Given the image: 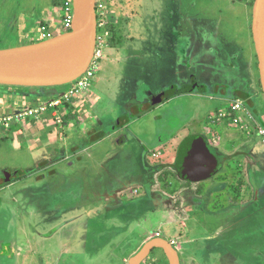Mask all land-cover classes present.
I'll list each match as a JSON object with an SVG mask.
<instances>
[{
	"label": "rangeland",
	"instance_id": "374dc122",
	"mask_svg": "<svg viewBox=\"0 0 264 264\" xmlns=\"http://www.w3.org/2000/svg\"><path fill=\"white\" fill-rule=\"evenodd\" d=\"M39 1L45 7L31 6ZM101 2L104 13L108 12L117 19V27L106 14L104 21L107 22L109 39L102 49V59L88 89L80 98L73 100V103L79 100L77 105L73 106L71 101L62 105L57 117L48 113L12 121L7 128L0 125V180L3 178V184H0V243L10 237L25 241V228L33 243L32 264H73V261L75 264H123L122 257L128 254V245L133 238L153 235L160 228L164 240H177L180 264H189L191 252L187 248L189 245L184 244L187 236L182 235L180 230V225L191 227L190 220L183 221L186 216L183 206L188 204L185 197H192L188 195L187 188L209 190L212 195L205 206L214 211L222 207L218 203L211 205L216 199L228 195L231 201L230 194L242 193L250 188L252 180V187L259 188L258 201L238 211L236 217L242 219L239 233L234 234V247L228 243L227 248L230 247L233 254L239 250V254L233 255L231 264H264V158L261 163L255 158H247L253 153L251 147H248L249 150L241 147L242 142L248 146L256 144L255 152L264 155V146L259 145L263 141L252 126L249 128L251 136H248L227 124L228 121H217L214 117L234 99L232 94L235 89L251 96L249 99L260 114L257 118L264 124V99L260 82L255 76L258 70L255 71L257 62L251 31L253 0H127V9L124 8L120 14L116 12L124 5L123 1ZM53 5L51 0H0V50L40 42L39 22L45 17L40 11L48 14L56 12L53 14L56 18L54 29L58 30L60 15L57 0ZM125 12L132 17L126 19ZM21 16L23 23L19 21ZM49 22L51 24L50 19ZM104 29H100L101 35ZM118 41L119 46L115 47ZM174 60L177 63L175 67ZM187 65L192 72L195 71L198 82L207 84L211 91L215 82H225L228 86L226 95L204 98L199 91L193 90L190 93L199 97L184 93L168 104L156 108L152 106L134 116L133 110L148 103L150 94L157 95L170 82L180 84L187 80ZM198 67L201 70L198 71ZM71 85L51 89L0 86V115L15 114L18 109L50 102ZM28 93H45L46 97L41 102L31 99L29 106ZM244 118L243 124L246 125L248 122ZM47 119L50 120L45 122L46 125L40 123ZM126 120L131 122L129 127L119 129L128 138L126 143L119 142L117 145L115 135L111 136L113 127L117 124L123 127L128 122ZM93 132L104 133V137L108 138L95 145L100 138L95 135L98 139L89 142ZM197 134L212 138L213 144L219 142L216 149L226 159L216 174L206 181L188 184L177 173L176 155L182 140ZM40 135L47 136L45 140H50L52 146L59 144L61 151L58 156L64 155V142L65 147L74 144L73 151L79 145L80 152L68 154L66 151V163H50L43 167L47 162L40 164V160L48 154V144L36 143L31 150L25 140H35ZM68 138L70 140L65 141ZM75 138L78 141H71ZM52 139L54 142H51ZM152 153L156 156L152 157ZM154 166L156 170L146 182L152 185L153 190L163 192L165 188L170 189L167 194L175 197L176 205L183 210L178 216L173 214L171 200L164 196L166 210L161 208V212L167 211V218L147 212L152 201L144 199L146 186L145 182L140 183L139 176L143 170L147 174ZM249 167L252 168L251 174L247 172ZM8 179L18 180L7 187L10 184ZM104 185L112 186L117 192L125 190L114 201L116 205L109 204L110 208L124 206L125 218L127 214L134 219L145 214V218L140 220V228L114 245L106 243L111 231H105L109 227L97 224H102L101 219L98 221L99 217L94 216L89 221L81 217L80 211L75 212L79 206L85 207L88 212L90 205H97L93 191ZM207 199L208 195H205ZM54 205L58 211L51 216L47 208H54ZM250 210L252 215L255 211V216L249 214ZM59 212L63 213L58 215ZM68 212L70 218H74L75 227L62 221L64 215H70ZM40 213L49 218V226L44 233L41 232L43 225L36 221ZM101 214L107 215L106 212ZM21 219L27 221L24 227ZM161 221L163 225L160 226ZM202 245V251L191 248L199 255L198 258L208 260V264H230L228 259L231 255L225 254L224 246L217 244L216 240L203 242ZM255 245L257 252H253ZM95 250L98 253L94 258L89 259L83 254L86 251L94 253ZM77 253L81 256L75 260L72 257ZM150 257L165 263L160 250H154ZM12 261H8L0 251V264H14Z\"/></svg>",
	"mask_w": 264,
	"mask_h": 264
},
{
	"label": "crops",
	"instance_id": "0c3cea01",
	"mask_svg": "<svg viewBox=\"0 0 264 264\" xmlns=\"http://www.w3.org/2000/svg\"><path fill=\"white\" fill-rule=\"evenodd\" d=\"M54 1L55 0H51L52 6H54L53 5V2ZM122 1H123V4L124 5L123 6L121 5V7H120L121 9L120 10L119 9L117 10V12H116L117 14L122 13V11H123L124 8L127 9V4L129 2H127V0H121V2ZM31 6H33L34 8H36V7L38 8L39 6L45 7V4H42L39 1V2H33V4H31ZM40 12H41V16H45L44 18H42V20L49 22V19H50V21H51V24L50 25H52V26L55 27V24L56 23H54V22H55L56 18L54 17L53 14H55L56 12H54L52 14L51 13L48 14L46 11L45 12L40 11ZM46 14H48V15H46ZM106 14L108 15V12H106ZM108 16L111 18L112 24L117 27V25H116L117 24V21H116L117 19H115L113 17V15L110 14V13H109ZM124 16H125L126 19H130L132 17L131 14L130 13H127V12H125V15ZM20 19L21 20H19V21L23 23V21H22L23 17L22 16H21ZM119 42L120 41H118V43H117V45H115V47L119 46ZM34 43L35 42H31V43H28L26 45L34 44ZM112 46L113 45L108 46V47L111 48ZM255 59H256V62H257V58H255ZM173 64H174L173 65L174 67H175V65H177V63H176L175 60H174V63ZM197 70L198 71L201 70L200 67H198ZM256 70L257 69L255 68V71ZM186 71L188 72V78H189V75L192 72L189 65H187ZM257 74H258V72H257ZM257 74L255 76H257V80H259V75H257ZM186 83H187V81L186 82H181L180 84H178L177 81L175 83L174 82H170L166 86V89H164L161 92H158L157 95H151L150 94L147 97V100L150 99V97H157L159 99L160 96H162L163 94H165L168 91H170L171 88H173V87H176L177 88V86L178 87H181L182 85H184ZM197 83L201 87L200 88L201 89V92L199 94H201L202 96L204 95L203 96L204 98L205 97L216 98V97H212L213 96V93H214V91L216 89V87L217 86L226 85L225 82L224 83L215 82L212 85V91H211V89L209 90L208 86H206L207 84H205V83H199V82H197ZM203 88H204V91H202ZM233 90H235V89H233ZM49 91H51V90H49ZM187 94H192V93H187ZM181 95H183V94H181ZM192 96H194L196 98L199 97V96H197L195 94H192ZM26 97H28V100L27 101H28V104H30L29 106H31V99L40 101L43 97H46V94L45 93H43V94H40V93H38V94L28 93ZM80 97H78V98H80ZM90 97H88L89 101H90ZM175 97H178V95H174V96L168 98L167 100H165L163 102H160L159 104L153 106V108H156L158 105L168 104L171 100L176 99ZM76 99L77 98H75L73 100H76ZM73 100L71 101V104L73 106H76L77 105V102L79 100L75 101L76 103L75 102L73 103ZM1 110H0V113H2ZM49 120L48 119L46 121L43 120V122L40 121V123L42 125H46V123ZM126 121H128V122L126 124H123V127L121 126L119 128H121V129L128 128L129 125L131 124V122L129 120H126ZM227 124H229L233 128H238L239 129L238 130L239 132L241 130L246 135L251 136V134L250 133L247 134L246 130L245 129H242L240 125L239 126H234V125H232L229 122H227ZM49 126H51V125L49 124ZM119 128H117L114 131H112V135H111V136L115 135V137H116L115 138V144H117V145H118L119 142L126 143V139L128 138V136L125 135V133L122 132ZM41 129H43V128H40V130ZM94 132H96V131L94 130ZM94 132H93L92 135H94V136L96 135V137L99 136V138H100L98 141H96L95 145L99 144V141L102 142V141H104V140H106L108 138V136H105L104 137V133H97V134H95ZM42 134H43V132H42ZM199 135L203 136L205 138V140L207 141V143L209 144V146L213 150H215L218 154H220L219 151L216 149L217 146L219 145V142L217 144H213L212 138L210 139L207 135H202V134H199ZM193 136H196V135H193ZM14 137L16 139H18V137H16V136H14ZM45 137H47V136L40 135L39 138H37L35 140H33V138H30V139H26L25 138L26 143L28 144V146H29V148L31 150H33L34 145L36 143L37 144H40L41 143V145L42 144L43 145L48 144V146H49L48 151L49 152H48V154L44 155V157H43L42 160H40V164L43 163V162H47V164L42 165L43 167H45V166H48V164L50 165V163L53 164V165H55V163H57V162H59V163L60 162H65L66 163L68 161L67 158L65 157L66 151L69 154V150L72 149V148H74L73 147L74 144H71V145L69 144L68 146L65 147V142H64V146H63L64 155H59L60 156L59 157L58 156V153L61 151V148L58 147L59 144L57 146H52V145H50L51 144L50 143V140H47L46 141L45 140L46 139ZM187 137H189V136H187ZM21 139H19V140H21ZM69 140L70 139L68 138L65 141H69ZM71 141H74V142L75 141H78V138H75L74 140H71ZM23 142H24V140L21 142V144ZM51 142H54V140L52 139ZM182 142H183V140H182ZM182 142L180 144H182ZM71 143H73V142H71ZM246 145L247 144H245V142H242L241 147H247V148L248 147H251V151H253L252 154H255V155H252L251 154L252 156L251 155L249 156L247 154L249 156L247 158H250V159L255 158L257 160V162L261 163V159L263 161L264 155L257 154L255 152L258 146L256 147V144H254L255 146L254 145H252V146H248L247 145L246 146ZM259 145L260 146L261 145L264 146V143L263 142L262 143L260 142ZM125 146H129V145H125ZM241 147H239V148H241ZM248 150H249V148H248ZM79 152H80V150H79V145H78V148L76 149V151L72 152L71 154H78ZM152 154H154V153H152ZM220 155H223V154H220ZM153 156H156V155L154 154V155H152V157ZM51 157L53 159H50ZM251 169L252 168L249 167L248 170H247V172L250 173V174H251V172H250ZM155 170H156L155 169V166L154 167H150V170H148V173L147 174L143 170L140 173V176H139L140 177V181H141L140 183H142V182L144 183L145 182L144 185L146 186V192H145V195L143 196L144 199H146V200L149 199L150 201H152L151 207L149 208V211H147V212H151L152 215H159L163 219L167 218V215H166L167 214L166 213L167 211L164 212L163 214L161 212V208L162 209L164 208V204H165L164 202L166 201L165 199L167 198V199L171 200V202H172L173 214L175 216H178L179 212H181L183 210L182 209H179L178 206L176 205L177 204L176 198L173 197L171 194L170 195L167 194L168 190H170V189L165 188V190L163 192H161L160 189L159 190H157V189L156 190H153V189H151L152 188V185L150 183L146 182L147 179H149V176L151 177V175L154 174L153 171H155ZM238 171H240V170H238ZM25 173H27V172H25ZM25 173L23 175H25ZM27 176H29V173H27ZM17 180L18 179H16V180L14 179L13 181H10V184H8L7 187H11L13 184H16L15 181H17ZM204 181H206V180H204ZM251 182H252V180L250 181V188H247V189L243 190L242 193L239 192V193H236L235 194L233 192L232 194H230L229 197H231V201L228 200V195H225L223 199H220V200L219 199H216V202L215 203H212L211 205L218 203L219 205L222 204V207H219L218 209H215L214 211L213 210H209L207 208V206H205V205H208V202H210L208 200H209L210 196L212 195V194H210L209 190H203V189L196 188V187L187 188V191L189 192L188 195L189 196L192 195V197H188V198L185 197V199H186L185 201L188 204L185 205V207L183 206V208L185 209L184 211L186 213V216L184 217L183 221L186 220L187 222H189V220H190L191 221V224H190L191 227H192V225H194V227H193V229H191V227L190 228L188 227L189 228L188 229V228H185V224H184V226L183 225H180L181 226L180 230L182 232L181 233L182 235L183 234H186V236H187L186 237V240L184 241V244H188L189 245L187 248L191 252L189 264H208L206 262L208 260H205L204 258H202V260H201V258H198L199 255L193 253L191 251V248H192L193 251L194 250L196 251L197 249H201V251H202V246H203L202 243L203 242H207V241H211V240H216L217 241V244L224 246V253L225 254H228L229 256L231 255L230 259H228V260H230V261H228V262H230V264L232 263V257H233V255L234 254H237V253L239 254V250H235L236 252L234 254L231 253L230 247L227 248V245H228V243H230L231 244V247H234V245H233V240L235 239L234 238V234L239 233L238 230H239V227H240V224H241V220L242 219L236 217L237 214H238V211H241V209H244V207H246V205L251 206L252 203L253 204H256L257 201H258L259 188L258 187H252ZM194 184H197V183H194ZM165 186H166V184H165ZM116 190L117 189L113 188L112 186H108V185L100 186L98 189L95 188V190L93 191L94 192V196L93 197L97 201L98 204L97 205H93V206L90 205V210L88 212H87V209L84 210L85 207H82V206L81 207L79 206V209H77V211H75V212H79L80 211L81 217L83 218V216H84L89 221H91L93 219L92 217H94V216L99 217V220L98 221H100V219H101V223L102 224H99V223H97V224L98 225H104L105 227H109L105 231H108V230L111 231L110 232L111 233V236L108 239H106V243L113 244V245H114L115 242H117V241H120L121 242L125 237L128 238L130 235H132L131 233H133V231L135 229L140 228V226H139L140 225V222H141L140 220H143L145 218V214L139 216V218H137V219L130 218V216H128V214H127V218H125L124 215H123V209H122L124 206H121V205H117L118 207L116 206V207H111L110 208L109 204L110 203H113V205H116V204H114V201L119 196H121V194L125 191V190H122L121 189L120 191L117 192ZM157 194H160L161 197L160 196H157ZM205 195H208V199L207 200H205ZM162 196H164L166 198H162ZM251 199H252V202L249 203V201ZM191 200H192V202H191ZM247 200H248V202H247ZM119 204H121V203L119 202ZM53 207L54 208H50V209L47 208V211L51 214V216L52 215H55V212L58 211V210L55 209V207H56L55 205ZM75 208H77V207H75ZM164 210H166V209L164 208ZM32 212L36 213L35 210H33ZM69 212L67 214H70ZM72 212H74V210ZM102 212H106L107 215L106 214H101ZM60 213H63V212H59L58 215ZM250 213H251V216H255V211H253V215H252V211L251 210L249 211V214ZM70 216H71V214L69 216H67V217L64 215L62 221L64 223H70L71 226H74L75 227V222H73L74 218H70ZM246 218H248V216ZM21 220H22L21 221L22 222V227H24L26 225L25 223L27 221L26 220H23V219H21ZM36 221L39 222V224L43 225L42 228L39 226L42 229L41 232H43V233L46 232L47 229H48L47 226H49V218H46L45 215H43L42 213H40L39 215H37ZM89 223L90 222H88L87 224H89ZM159 225L160 226L163 225L162 221L159 223ZM219 226L221 228H219ZM84 229H85V227H84ZM49 230H50V228H49ZM25 231L26 230L24 228L23 229V232H24L23 234L25 236V241L22 240V242H21V239L20 238H18V239L17 238L12 239V237H10L6 241L3 240V242L0 243V251H1L2 255L5 258H7L8 261H10V260L12 261L13 260L14 261V264H32L31 258H30L31 256L30 255L32 254V244L33 243H32V240L30 239V237L28 236V234ZM85 231H86V229H85ZM52 232L53 231H51V233ZM155 232H159L160 238L161 239H164L162 237L160 228H157L154 231V234H155ZM154 234L153 235H150V236H143V237H140V238H133V240L131 241V243L128 245V247H129L128 248V252H127L128 254L125 257H122V263L123 264H128L130 258H132L135 255H137L140 252V250L142 249V247L147 242H149L151 240V237L154 236ZM231 235H233L232 238L230 237ZM40 236L43 237L42 234ZM170 240H174L176 242V244H175V246H173V248L176 250V252L178 254V252H180V250H179L180 247H179V245L177 243V240L174 239V238H170L168 240V242ZM27 241H29V242H27ZM19 243L22 246H20ZM97 245H99V243ZM256 245H257V243H256ZM256 245H255V250L253 252H257ZM154 250H160L162 252V254L164 256V259H165V263H163V260L161 261V259H159L157 261V259H155V257H150V254ZM97 253H98V250L97 251L95 250L94 253L92 251H90V252L86 251L83 254H84V256H87L88 255L89 256V259H91V258L96 257L97 256L96 255ZM192 253H193V256H192ZM68 255H69V253H68ZM80 256L81 255L79 253H77L76 255H73L72 258H74L75 260H77L78 258H80ZM221 256H223V255H221ZM217 257L220 258V254H218ZM178 258H179V255H178ZM72 263L75 264V261H73ZM143 263L144 264H169L168 261H167V258L165 256V254L159 248H153L149 252L147 258L142 263H140V264H143ZM179 263H180V259H179ZM216 263H218V259H217ZM224 264H225V262H224Z\"/></svg>",
	"mask_w": 264,
	"mask_h": 264
},
{
	"label": "water",
	"instance_id": "95a60500",
	"mask_svg": "<svg viewBox=\"0 0 264 264\" xmlns=\"http://www.w3.org/2000/svg\"><path fill=\"white\" fill-rule=\"evenodd\" d=\"M95 2L72 0L75 20L70 32L50 40L0 50V86L53 88L71 84L83 75L93 59L96 44ZM251 26L264 99V0H254ZM200 88L193 81L192 86L168 91L160 96L158 102L195 89L200 91ZM225 159L201 135L189 136L181 144V165L191 183H199L215 175ZM153 248L161 249L169 264H180L176 250L164 239L147 242L128 264L142 263Z\"/></svg>",
	"mask_w": 264,
	"mask_h": 264
},
{
	"label": "built area",
	"instance_id": "2783aa9c",
	"mask_svg": "<svg viewBox=\"0 0 264 264\" xmlns=\"http://www.w3.org/2000/svg\"><path fill=\"white\" fill-rule=\"evenodd\" d=\"M104 6L101 0H96L95 2V15L97 21V34H96V44L94 49L93 59L85 71L83 75H81L78 79L72 82L71 86L64 92H61L60 95L46 103H39L34 107H26L21 108L15 114L11 115H0V125L4 127H9L12 121H21L23 119L36 118L39 115L50 114L52 117H57L59 115V108L69 103L75 98L80 97L89 87V83L91 79L94 77V73L98 68V62L102 59V49L106 45V40L109 39L108 29L106 27L107 22L104 21L106 18V13H104ZM59 11V20L60 26L59 29H54V26L50 25L48 21L42 20L39 22L40 24V37L41 41L50 40L58 35L65 34L71 31L74 20H75V12L73 8L72 0H64L63 3L58 6ZM104 27V33L100 34V29ZM37 43V42H36ZM248 122V124H243L244 120L242 117ZM215 119L218 120H226L234 126H241L242 129H245L247 133H249L250 126L253 127L254 131L261 137L264 142V124L259 121V119L252 113V111L248 108V105L245 101L241 99H232L228 102V106L226 109L220 110ZM251 122L252 124H249ZM258 124V125H257ZM159 232H155L154 236L151 239H159ZM169 244L173 247L176 242L174 240H170Z\"/></svg>",
	"mask_w": 264,
	"mask_h": 264
},
{
	"label": "trees",
	"instance_id": "16d2710c",
	"mask_svg": "<svg viewBox=\"0 0 264 264\" xmlns=\"http://www.w3.org/2000/svg\"><path fill=\"white\" fill-rule=\"evenodd\" d=\"M63 1H64V0H57V5L60 6V5L63 3ZM253 2H254V0H253ZM253 2H252V3H253ZM227 89H228V86H227V85L217 86L216 89H215V91H214V93H213V95H215V96H225L226 93H227ZM232 97H233L234 99H241V100L245 101L246 104L248 105V108L252 111V113H253L256 117H259V116H260V114H259L257 108L255 107L254 102H253L251 99H249L251 96L248 95V93H246V92H244V91H240V90H234V92H233V94H232ZM163 101H165V100H163ZM163 101H162V102H163ZM159 103H160V102H158V98H157V97H150L148 103H145L144 106H142L140 109L135 108V110H133V111H134V116H136L137 113H139L140 111H141V112L148 111L150 108H152V106H155V105H157V104H159ZM65 105H66V104H65ZM65 105H64V106H65ZM64 106H63V107H64ZM136 109H137V110H136ZM133 111H132V112H133ZM119 127H121V124H119V125L117 124V126L113 127V130H115V129L119 128ZM98 138H99V137H98ZM98 138H96L95 136H92V137L89 138V142H93V141H95V140L98 139ZM180 148H181V144H180V146L178 147V151H177V155H176L175 167H176V170H177V173L179 174V176H180L183 180H185L187 183H190V182L188 181L187 177H186L185 170L183 169V167H182V165H181V160H180ZM72 152H74V151H73L72 149H70V150H69V153H72ZM21 175H23V174H21ZM7 181H9V179H8ZM9 182H10V181H9ZM0 184H3V178H1V180H0Z\"/></svg>",
	"mask_w": 264,
	"mask_h": 264
},
{
	"label": "flooded vegetation",
	"instance_id": "af4514ba",
	"mask_svg": "<svg viewBox=\"0 0 264 264\" xmlns=\"http://www.w3.org/2000/svg\"><path fill=\"white\" fill-rule=\"evenodd\" d=\"M191 68V67H190ZM196 75H195V71H193V72H191V74L189 75V78L187 79V80H185V81H183V82H186L187 81V83L186 84H184V85H182L181 87H178L177 86V88L176 87H173V88H171V90L173 89H175V91H179V90H181V89H183V88H185V87H188V86H192V84H193V81H195L196 82V84H197V87H200L199 85H198V80L196 79V77H195ZM195 90H197V89H195ZM194 90V91H195ZM198 91V90H197ZM202 91H204V88L202 89ZM199 92H201V89H200V91ZM187 94V93H186ZM177 95H181V94H177Z\"/></svg>",
	"mask_w": 264,
	"mask_h": 264
},
{
	"label": "clouds",
	"instance_id": "9594fccd",
	"mask_svg": "<svg viewBox=\"0 0 264 264\" xmlns=\"http://www.w3.org/2000/svg\"><path fill=\"white\" fill-rule=\"evenodd\" d=\"M159 239H161V238H159ZM152 240V239H151ZM168 242V241H167ZM169 243V242H168ZM172 247V246H171Z\"/></svg>",
	"mask_w": 264,
	"mask_h": 264
}]
</instances>
